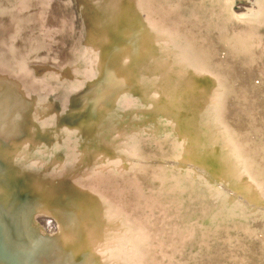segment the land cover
I'll list each match as a JSON object with an SVG mask.
<instances>
[{"label":"bare ground","instance_id":"6f19581e","mask_svg":"<svg viewBox=\"0 0 264 264\" xmlns=\"http://www.w3.org/2000/svg\"><path fill=\"white\" fill-rule=\"evenodd\" d=\"M233 1L0 0V257L264 264V0Z\"/></svg>","mask_w":264,"mask_h":264},{"label":"water","instance_id":"95a60500","mask_svg":"<svg viewBox=\"0 0 264 264\" xmlns=\"http://www.w3.org/2000/svg\"><path fill=\"white\" fill-rule=\"evenodd\" d=\"M236 2V1H235ZM235 2H234V4H235ZM233 7H234V5H233ZM0 139H3L2 137H0ZM225 143V142H224ZM182 162H183V164H185V165H187V169H188V171H192V173H194V175L193 176H197V177H199L198 175H201V174H203V175H208L207 177V179H209L210 177H209V175H211V169H208V167L206 166V165H202V170L201 169H199V165L197 166L195 163H191L190 161H186L185 160V158L184 157H182L181 159H180V161H178V163L177 164H179L180 166H182L183 164H182ZM194 162V161H193ZM242 169V168H241ZM241 173H239V175L240 176H242V178L243 177H247L246 175H248L247 173H246V170H244V169H242V171H240ZM201 173V174H200ZM236 176V178H238V175L236 174L235 175ZM194 177V178H195ZM224 180H226L227 181V179H226V177L224 176ZM202 181V183H204L203 185H206V183H205V180L203 179V180H201ZM210 181V180H209ZM234 182V181H233ZM233 182H229V185H231V184H233ZM183 187H185V186H183ZM181 190L182 191H185L186 190V187H185V189L183 188H181ZM125 205H128L127 203L125 204ZM126 207H128V206H126ZM130 207V206H129ZM206 210L207 209H204L202 212H201V214H199L198 216H201L200 217V219H202L201 221H204V219H205V217H204V215H205V213H206ZM135 211L136 210H134V208H131L130 209V211H128V214H127V216H128V220L129 221H131L132 219H131V216H132V214L133 213H135ZM210 211L211 212H213L214 210H212V209H210ZM188 213V212H187ZM80 216H84L85 218H86V222L87 223H90V221L91 220H94L95 219V216L93 215V213H91L88 217H87V215H86V212H84V211H81V213L79 214ZM258 216V217H257ZM98 217H100V215H98ZM222 217H219V214H216L215 215V217H212V216H210V217H208V218H206L207 220L206 221H208L207 223H205V224H207V225H205L204 223V225H203V228H207L208 230H210V232H211V230H215L216 229V223H215V221H217V220H219V219H221ZM229 218H231V217H228V216H226V217H223V219H224V221H227V220H230ZM234 218V220L236 219L237 221L239 220H241V221H244L241 217H233ZM255 219H257L259 222H260V220H262L263 219V221H264V217L262 216H260V215H256V217H254V221L256 222V220ZM146 220H148V218L146 219ZM178 220H180V218L178 219ZM257 221V222H258ZM177 222H179V221H177ZM258 222V223H259ZM256 224V223H255ZM255 224H252V225H255ZM258 225V224H257ZM259 227V226H258ZM170 228H172V226H170ZM257 227H255V229H256ZM254 229V230H255ZM218 232H220V231H216V233H218ZM257 233H259L260 235H261V238H257L259 241H260V243L262 244V245H264V238H263V236H264V228L263 227H259L258 228V231H257ZM243 235V234H242ZM243 238H245V236H242ZM242 238V239H243ZM237 241V240H236ZM214 242V241H213ZM212 241L208 244V247L210 248V251H213L214 249H215V246H217V245H215L214 243H213ZM162 243H163V241H162ZM233 243H236V242H233ZM134 248H137V247H140V245H141V241H135L134 243ZM136 244V245H135ZM192 244V243H191ZM178 245H182V243L180 242ZM190 246H192V245H190V243H186L185 244V247H181V246H178L179 248H181L180 249V254L181 253H185L186 251H188L187 249H188V247H190ZM206 246V245H205ZM221 246H223V244L222 245H220V247ZM207 247V246H206ZM110 249V248H109ZM195 249V248H194ZM196 250V249H195ZM196 252V251H195ZM244 252H246L245 250H243V251H241L240 252V255H245V253ZM142 253H146V251L144 250V248L142 249ZM200 253V252H199ZM199 253H196V257H191V259H190V256H188L187 258H186V261H189V263L188 264H200V262H201V258H199ZM146 254H139L138 255V263H141V264H143V262H147L148 261V259H147V257L145 256ZM178 257H179V255H177ZM177 257V258H178ZM147 261H146V260ZM185 258L183 257L182 259H180V260H184ZM177 260V259H176ZM176 260H174V261H172V259H171V257H166V259H164V261H163V263L164 264H177V261ZM146 264H148V263H146Z\"/></svg>","mask_w":264,"mask_h":264},{"label":"rangeland","instance_id":"374dc122","mask_svg":"<svg viewBox=\"0 0 264 264\" xmlns=\"http://www.w3.org/2000/svg\"><path fill=\"white\" fill-rule=\"evenodd\" d=\"M236 1V2H235ZM247 1L248 0H234L233 1V5H234V7H233V5H232V9L234 10V11H236V12H239V11H241V9H243V7H245V5L243 6V3L245 2L246 4H247ZM234 2H235V4H234ZM249 2V1H248ZM5 13V11H3V12H1L0 13V15H2V14H4ZM34 56L35 55H33V56H31V59H33L34 58ZM28 66H26V69H28V71L30 70L31 72H32V70H31V68H27ZM57 68V67H56ZM7 74L5 73V76H6ZM8 75H9V73H8ZM7 75V78L9 77V79H10V76H8ZM33 108H34V105L32 106ZM31 107V109H30V120H31V130H30V135L31 136H33L34 135V133H35V131H36V129H37V119H36V117L34 116V114L33 113H35V108H34V110H33V108ZM49 120V119H48ZM48 120H47V122H48ZM18 122V121H17ZM23 122L24 121H22L21 119L19 120V123L22 125L23 124ZM32 126H33V128H32ZM67 136V135H66ZM68 137V136H67ZM0 174H2L1 172H0ZM33 174V177L31 176ZM3 176V175H2ZM5 177V176H4ZM29 177H30V180H31V187L34 189V188H36V187H39V186H42V184H43V181H42V179L38 176V174H37V172H35V170L33 171V172H31V174H29ZM32 178V179H31ZM1 181V180H0ZM1 185L2 184H0V187H1ZM17 211H19L18 209L15 211H13L12 213H9V215H12L10 218H9V224H10V228L11 229H13L14 228V226L16 227V228H14V229H18V230H22V232L24 233V231H25V233L27 234V233H29V231H30V236L31 235H34L35 234V232L33 233V231H36V228H35V226H31V225H28L27 223H28V220L27 219H20L19 220V216H18V214H19V212H17ZM16 212V213H15ZM17 214V215H16ZM49 215L52 217V219L56 222V223H60L61 221H59L58 220V218L53 214V213H50L49 212ZM16 217V218H15ZM47 216L44 214L43 216H40V223H44V219L46 218ZM13 219V220H12ZM29 219V218H28ZM25 220H27V222H24ZM11 221V222H10ZM16 221V222H15ZM13 222V223H12ZM18 222V223H17ZM22 223V224H21ZM42 226H45L46 227V225H43L42 224ZM18 227V228H17ZM29 228V231L27 230V229H25V228ZM31 227V228H30ZM42 228V227H41ZM31 229L33 230L32 232H31ZM45 229H47V230H45L46 232L48 231L49 232V230H50V227L49 226H47ZM28 232H27V231ZM24 233V234H25ZM32 237V236H31ZM0 261L2 262V263H6V264H19L20 262V264H33L32 262H31V259H30V257L29 258H27V259H24V260H20L19 262H17L15 259H10V258H4V257H0ZM15 261V262H14Z\"/></svg>","mask_w":264,"mask_h":264}]
</instances>
